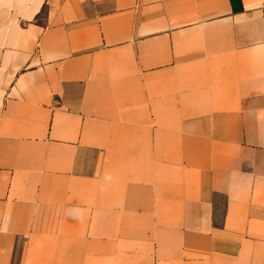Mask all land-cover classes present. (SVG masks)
Instances as JSON below:
<instances>
[{
    "label": "crops",
    "instance_id": "1",
    "mask_svg": "<svg viewBox=\"0 0 264 264\" xmlns=\"http://www.w3.org/2000/svg\"><path fill=\"white\" fill-rule=\"evenodd\" d=\"M0 264H264V0H0Z\"/></svg>",
    "mask_w": 264,
    "mask_h": 264
}]
</instances>
